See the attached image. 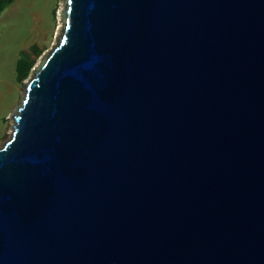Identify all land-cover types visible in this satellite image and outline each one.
Returning <instances> with one entry per match:
<instances>
[{"label": "water", "instance_id": "1", "mask_svg": "<svg viewBox=\"0 0 264 264\" xmlns=\"http://www.w3.org/2000/svg\"><path fill=\"white\" fill-rule=\"evenodd\" d=\"M0 146V264H264V0H64Z\"/></svg>", "mask_w": 264, "mask_h": 264}, {"label": "rangeland", "instance_id": "2", "mask_svg": "<svg viewBox=\"0 0 264 264\" xmlns=\"http://www.w3.org/2000/svg\"><path fill=\"white\" fill-rule=\"evenodd\" d=\"M64 0H14L0 14V146L9 138L10 116L18 107L25 83L17 81L19 53L35 44L41 49L34 66L45 56L63 30Z\"/></svg>", "mask_w": 264, "mask_h": 264}, {"label": "trees", "instance_id": "3", "mask_svg": "<svg viewBox=\"0 0 264 264\" xmlns=\"http://www.w3.org/2000/svg\"><path fill=\"white\" fill-rule=\"evenodd\" d=\"M14 0H0V14L2 11L13 3ZM41 49L37 45H31L27 50L19 53V58L16 62L17 81L23 82L30 74L31 69L34 67L35 58L39 57ZM35 56L33 59L32 56Z\"/></svg>", "mask_w": 264, "mask_h": 264}, {"label": "bare ground", "instance_id": "4", "mask_svg": "<svg viewBox=\"0 0 264 264\" xmlns=\"http://www.w3.org/2000/svg\"><path fill=\"white\" fill-rule=\"evenodd\" d=\"M64 6V5H63ZM64 9H65V7H63ZM12 125H13V123H12ZM12 129V128H11ZM11 133V132H10Z\"/></svg>", "mask_w": 264, "mask_h": 264}]
</instances>
